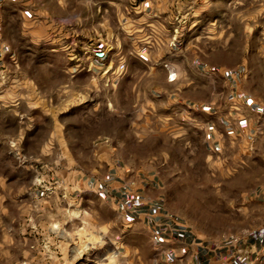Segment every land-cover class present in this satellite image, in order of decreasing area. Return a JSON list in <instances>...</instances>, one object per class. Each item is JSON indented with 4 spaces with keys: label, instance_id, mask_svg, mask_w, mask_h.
Segmentation results:
<instances>
[{
    "label": "rangeland",
    "instance_id": "rangeland-1",
    "mask_svg": "<svg viewBox=\"0 0 264 264\" xmlns=\"http://www.w3.org/2000/svg\"><path fill=\"white\" fill-rule=\"evenodd\" d=\"M7 1L0 0V264H167L153 231L125 211L156 200L214 246L262 223L264 207L252 201L264 185V0L191 4L199 17L189 34L208 59L202 67L223 75L224 90L231 77L238 101L253 110L248 126L239 104L243 132L223 148L195 117L168 115L163 100L157 108L146 79L139 97L131 80L112 81L118 67L105 62L109 50L116 54L108 41H122L130 0ZM87 40L100 61L94 67ZM191 65L185 72L193 75Z\"/></svg>",
    "mask_w": 264,
    "mask_h": 264
},
{
    "label": "crops",
    "instance_id": "crops-1",
    "mask_svg": "<svg viewBox=\"0 0 264 264\" xmlns=\"http://www.w3.org/2000/svg\"><path fill=\"white\" fill-rule=\"evenodd\" d=\"M196 1L130 0L121 17L122 41H108L109 46L115 45L116 54L109 50L105 62H108V67L111 62H116L113 68L118 67L115 69L118 74L111 76L113 82L117 80L120 86L123 81L131 80L132 92L139 97L142 92L139 83L146 79L148 96H152L151 100L157 108L163 100L168 107V115L181 114L186 119L195 117L209 131L213 128L214 140L219 141L223 148L222 145L228 140L235 143L239 133L243 132L236 125L240 102L230 83L231 77H227L229 82L225 81L228 86L224 90L221 86L223 75L215 72V75L207 74L202 67L207 66L208 62L206 49L189 34L194 26L193 18L199 17L191 5ZM92 45L93 42L87 40L84 52L90 67L100 62ZM186 62H192L193 75L185 72ZM152 66H157L156 72H152ZM165 67L172 68L171 74L166 69L159 71ZM153 89L157 90V94ZM240 107L247 114V125L253 124V110L245 108L243 104ZM262 186L256 188L255 195L259 198H254L252 202L264 207ZM125 209L126 212L133 211L137 225L153 231V247L167 264H175L174 259L184 260L187 264H264V216L260 217L262 223L257 228L247 229V234L242 238L237 241L228 238V244L214 246L192 237L191 230L179 226L177 219L171 218L165 206L157 200Z\"/></svg>",
    "mask_w": 264,
    "mask_h": 264
},
{
    "label": "built area",
    "instance_id": "built-area-1",
    "mask_svg": "<svg viewBox=\"0 0 264 264\" xmlns=\"http://www.w3.org/2000/svg\"><path fill=\"white\" fill-rule=\"evenodd\" d=\"M234 240L237 241L238 239L235 238Z\"/></svg>",
    "mask_w": 264,
    "mask_h": 264
},
{
    "label": "bare ground",
    "instance_id": "bare-ground-1",
    "mask_svg": "<svg viewBox=\"0 0 264 264\" xmlns=\"http://www.w3.org/2000/svg\"><path fill=\"white\" fill-rule=\"evenodd\" d=\"M116 255V254H115ZM118 256H119V254H118Z\"/></svg>",
    "mask_w": 264,
    "mask_h": 264
}]
</instances>
